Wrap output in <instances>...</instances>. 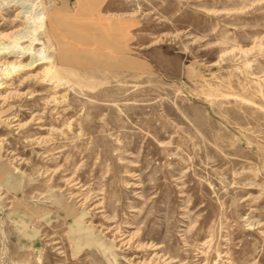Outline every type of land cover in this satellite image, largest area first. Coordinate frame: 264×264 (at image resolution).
Returning <instances> with one entry per match:
<instances>
[{
  "label": "rangeland",
  "instance_id": "rangeland-1",
  "mask_svg": "<svg viewBox=\"0 0 264 264\" xmlns=\"http://www.w3.org/2000/svg\"><path fill=\"white\" fill-rule=\"evenodd\" d=\"M0 264H264V0H0Z\"/></svg>",
  "mask_w": 264,
  "mask_h": 264
},
{
  "label": "bare ground",
  "instance_id": "bare-ground-1",
  "mask_svg": "<svg viewBox=\"0 0 264 264\" xmlns=\"http://www.w3.org/2000/svg\"><path fill=\"white\" fill-rule=\"evenodd\" d=\"M37 62V60H33L30 64H28V65H25V66H22V65H19V67H22V68H26V67H28V68H33V67H35L34 66V64Z\"/></svg>",
  "mask_w": 264,
  "mask_h": 264
},
{
  "label": "crops",
  "instance_id": "crops-1",
  "mask_svg": "<svg viewBox=\"0 0 264 264\" xmlns=\"http://www.w3.org/2000/svg\"><path fill=\"white\" fill-rule=\"evenodd\" d=\"M60 61L65 62L66 64H67L68 62H70L69 60H67V59H65V58H63V57H61Z\"/></svg>",
  "mask_w": 264,
  "mask_h": 264
}]
</instances>
